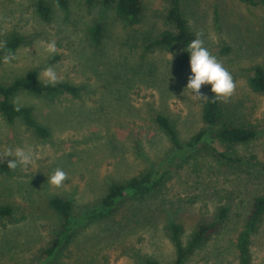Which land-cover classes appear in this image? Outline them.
I'll return each instance as SVG.
<instances>
[{
    "label": "rangeland",
    "instance_id": "374dc122",
    "mask_svg": "<svg viewBox=\"0 0 264 264\" xmlns=\"http://www.w3.org/2000/svg\"><path fill=\"white\" fill-rule=\"evenodd\" d=\"M100 1L86 9L83 0H69L67 21L52 6L45 24L34 12V0H0V41L12 32L23 38L14 51L16 59L0 64V84L31 69L48 83L41 73L51 66L57 83L80 88L75 97L64 92L51 97L19 92L13 97L14 104L29 106L49 130L46 140L19 120L7 124L0 117V163L12 159L4 155L8 148L34 156L27 168L0 176V205L13 210L11 218L0 220V264H141L144 258L171 264L168 222L182 227L185 243L195 225L211 221L219 207L227 210L225 222L183 264H237L236 235L252 199L264 197V95L251 92L245 80L247 69L264 68V0H253L252 6L240 0H180L188 28L203 33L204 46L236 83L222 107L231 118L250 124L256 136L234 147L201 140L178 152L154 116L165 115L184 143L203 127L204 102H195L186 89L189 64L183 71L175 69L178 46L145 49L167 27L165 0H141V21L133 27L116 20ZM96 21L103 25L98 47L87 36ZM51 41L56 42L55 54L45 50ZM209 89L205 85L201 91L207 96ZM57 168L67 173L59 188L48 183ZM145 172L163 177L152 195L122 200L104 221H79L84 210L99 204L109 184ZM54 196L71 202L70 219L77 223L69 243L57 245L47 258L43 250L60 223L46 205ZM249 254L251 264H264V214L250 237Z\"/></svg>",
    "mask_w": 264,
    "mask_h": 264
},
{
    "label": "trees",
    "instance_id": "16d2710c",
    "mask_svg": "<svg viewBox=\"0 0 264 264\" xmlns=\"http://www.w3.org/2000/svg\"><path fill=\"white\" fill-rule=\"evenodd\" d=\"M240 1L251 6L256 4L253 0ZM95 2L96 0H83V5L86 9H90ZM100 5L103 8H111L116 20L128 27H133L141 21V0H101ZM52 6L62 13L64 21L68 20L69 0H34L33 3L36 16L45 24L50 22ZM163 21L167 27L161 30L145 49H171L173 46H178L180 55L175 61V69L178 72L183 71L188 66L190 58L187 45L196 38V33L188 28L181 12L180 0H165ZM87 36L89 42L94 47H98L103 36L102 23L93 22L87 29ZM4 41L7 42L6 50L14 53L22 44L23 38L12 32ZM222 51L227 52L228 48L224 47ZM3 55L4 50H0V64ZM245 80L251 92L264 95V68L262 66L256 65L247 69ZM79 91V87L65 82L56 83L54 86L41 82L38 79L37 70L31 69L6 84H0V117L7 124L19 120L24 128L36 138L46 140L49 137V130L34 118L32 109L29 106L14 104L12 102L13 97L19 92L35 97H51L64 92L75 97ZM207 97L208 101L204 102L200 108V120L203 127L184 143L179 141L176 129L165 115L156 114L154 116L155 125L176 152L191 150L201 140H205L209 145L217 143L222 147H234L247 144L255 138L254 128L250 124L231 118L225 112L220 101L214 102L212 100L211 89H209ZM218 156L224 157V154L219 153ZM12 173L13 170L7 168V162L0 163L1 177H9ZM162 180L161 174L145 172L123 183H111L100 199L99 204L96 207L84 210L79 221H104L109 219L115 212V204L128 198L142 200L144 197L152 195L160 188ZM46 205L60 219L58 231L53 234L50 245L43 250L45 257L49 258L57 245L69 243L73 237V233L70 232L77 222L70 219L71 202L69 200L54 196L47 199ZM12 213L11 206L0 205V220L11 218ZM263 214L264 197L256 196L252 199L250 210L235 238L234 248L237 264H251L249 254L250 237ZM226 218V208L219 207L211 221L199 222L195 225L185 243L181 240L182 227L174 222H168L166 231L174 252L171 264H183L185 259L191 256L200 245L220 229ZM141 264L158 263L151 258H144Z\"/></svg>",
    "mask_w": 264,
    "mask_h": 264
},
{
    "label": "clouds",
    "instance_id": "9594fccd",
    "mask_svg": "<svg viewBox=\"0 0 264 264\" xmlns=\"http://www.w3.org/2000/svg\"><path fill=\"white\" fill-rule=\"evenodd\" d=\"M202 36L203 33L198 32L196 38L187 45V52L190 54L189 67L191 75L188 77L186 89L190 91L195 102H207L208 97L201 89L205 85H210L211 93L213 94L212 100L214 102L227 103L236 90V83L232 74L223 63L204 46ZM6 43V41H0V50H4V55L2 56L3 64L8 65L16 59V56L10 50H6ZM45 50L49 54H55L57 52L56 42H47ZM169 56L171 60L172 55L169 54ZM41 76L53 86L58 82L57 72L51 66L45 68ZM4 155L5 157H12L7 162V168L11 170H16L18 167L27 168L34 160L32 152L25 151L19 147L14 150L8 148ZM2 160L0 159V162ZM66 179L67 173L57 168L50 176L48 183L53 187L59 188Z\"/></svg>",
    "mask_w": 264,
    "mask_h": 264
}]
</instances>
